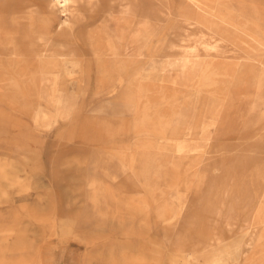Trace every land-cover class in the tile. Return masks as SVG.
Masks as SVG:
<instances>
[{
  "label": "rangeland",
  "instance_id": "1",
  "mask_svg": "<svg viewBox=\"0 0 264 264\" xmlns=\"http://www.w3.org/2000/svg\"><path fill=\"white\" fill-rule=\"evenodd\" d=\"M52 1L0 0V264H264V223H243L264 166V46L213 39L177 86L163 84L172 55L201 36L180 22L188 0H143L156 32L127 51L93 49V21ZM208 1L264 43V0ZM61 44L84 73L59 79L68 113L42 126L31 112L55 108L28 85L62 75L47 50ZM143 69L154 84L139 95Z\"/></svg>",
  "mask_w": 264,
  "mask_h": 264
},
{
  "label": "bare ground",
  "instance_id": "2",
  "mask_svg": "<svg viewBox=\"0 0 264 264\" xmlns=\"http://www.w3.org/2000/svg\"><path fill=\"white\" fill-rule=\"evenodd\" d=\"M142 1L143 0H53L49 6L52 9L57 8L67 18L70 15H73L76 21H78L81 24L86 19L92 20L93 23L91 27H89L86 30L84 29L83 34H87L90 38H93L94 40V46H92L93 49L119 50L117 46H119V44L120 45L122 44L123 51H127L130 50L131 48H134L135 46L137 47V45L140 48H143L144 43L150 38V36L153 33L156 32V27L158 24L156 21L149 20L147 18L144 12V6ZM186 4H189L191 9H189L190 11L183 12L180 22L186 23L187 26H189L190 30L191 29H193V31L196 30L197 35L201 34V36L198 37V39L194 42V44L186 45L184 47L182 46L183 48L181 49L180 47V51H177L176 49L177 52H175L171 58H172V63L179 65V68L170 73L159 74L160 76L159 81H161L163 84L168 83L170 85L177 86L179 83L181 72L185 69V68L183 69V67L184 64H186L185 63L186 59L190 57L203 58L210 55L213 49L212 47H209L208 41L212 42L213 39H215V41H222L224 43H228L230 42V40H236V43H238L241 42V39L243 38L246 40L259 42L262 46H264L263 41L255 33L254 30H251L249 28H243L232 18L219 14L217 11H215L214 7L208 0L207 1L188 0ZM101 7L103 9H101ZM98 10L101 11V16L99 18L100 19L102 18L103 24L101 22H98V24L96 25V22L99 19L95 17L93 14L95 13V11ZM214 16L222 23V25L224 26L222 27L223 29L221 27H218L217 25H214V22L212 21V18H214ZM66 22L69 23L70 21L66 19ZM225 27H227L229 30H237L239 32L238 36L236 35L237 36L236 39L234 38V36L232 37V35L228 32V30L225 31ZM74 33L76 36L78 35L76 31H74ZM52 45L47 50L50 52L49 55L60 58L59 67L61 68L62 75L59 76L57 79L52 74H50V72L41 71V76L37 79V81L34 82L33 84L30 83L28 85L29 90L31 89L36 90L35 91L36 94L46 99L49 102V104H51L55 108V112H54V111H49L47 109H40L35 107V109L31 112L33 121L42 126H50L52 124H55L56 122L63 119L68 113V108L63 103L62 95L58 91V83L60 81L59 79L66 78L70 75L84 73V69L81 65V61L77 58L75 53L72 52V50L71 52H64L63 44L56 47L53 46V48H51ZM235 47L241 49L240 44H236ZM200 60L202 63V59ZM100 62L102 68H105L107 65L106 64L107 60H102ZM214 67L219 71V73L220 72L221 74L223 73L220 79V83L222 85L227 84L226 82L228 81V76H224V74L228 73V71L226 70L228 66L225 65L223 62L221 63L213 62L212 66L208 67L207 70L211 71V69H214ZM142 71L144 72L143 80L140 81L135 77L131 82L132 83L131 89H133V91H136L139 95H141L142 93L143 94L147 93V89H149V86L154 84V81L151 80L152 78H148L147 70L146 72L145 69H143ZM186 81L188 80L186 79ZM186 83H189V81ZM140 84H142L143 88H141ZM34 85H36L35 88ZM242 103H244V101ZM114 124H112V126ZM251 192H252V201H258V204L255 205L256 207L252 211V214H250L248 218L245 217V219H243V223L247 225L264 223V166H260V168H257L255 182L252 184ZM242 199L245 201V198ZM219 204L223 205L224 202L215 201L212 207L218 208ZM164 230L166 231L167 234L169 233L168 228L167 230L166 229ZM260 238L263 237L260 236ZM219 239L222 240L221 238ZM181 241L183 243V247H181L180 250L182 252L181 254H184L187 251V249H189L193 245V242L189 238L188 233L181 236Z\"/></svg>",
  "mask_w": 264,
  "mask_h": 264
}]
</instances>
